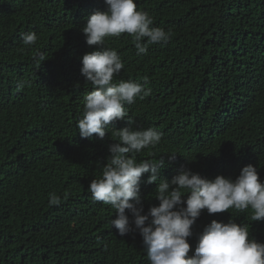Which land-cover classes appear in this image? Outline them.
<instances>
[{"label": "trees", "instance_id": "trees-1", "mask_svg": "<svg viewBox=\"0 0 264 264\" xmlns=\"http://www.w3.org/2000/svg\"><path fill=\"white\" fill-rule=\"evenodd\" d=\"M135 3L171 38L141 56L127 33L105 38L124 63L114 81L147 78L150 92L125 105L128 117L100 140L81 138L77 121L92 90L81 57L95 49L81 29L106 11L104 0H0V264H149L138 230L120 236L111 226L115 210L87 190L100 178L114 130L161 132L137 161L162 159V178L188 169L234 180L251 164L264 181V0ZM29 32L38 36L34 46L23 44ZM147 175L142 214L159 203ZM52 193L59 205H49ZM250 215L202 210L188 255L212 220L249 225V238L264 243V221Z\"/></svg>", "mask_w": 264, "mask_h": 264}, {"label": "clouds", "instance_id": "clouds-1", "mask_svg": "<svg viewBox=\"0 0 264 264\" xmlns=\"http://www.w3.org/2000/svg\"><path fill=\"white\" fill-rule=\"evenodd\" d=\"M104 3L106 11L91 14L81 29L86 44L95 46L81 57L80 68L85 82L92 86L83 98L82 118L77 121L79 135L87 139L95 134L103 140L112 122L128 117L125 105L134 104L150 92L145 89L147 78L143 83L114 81L124 63L115 49L105 47V38L127 33L137 56L146 55L150 45L167 43L171 38L164 29L151 27L152 16L137 10L135 0ZM37 39L35 32L22 35L25 46H34ZM34 59L44 61L43 54L38 53ZM114 136L116 140L108 147L100 178L93 179L87 190L93 201L115 210L111 226L120 236L138 230L149 264H264V243L249 238V225L237 224L232 218L227 223L212 220L204 227L192 255H188V238L202 210L211 215L229 209L239 213L250 209L251 221H264V181L259 179L257 167L244 166L234 180L222 175L208 179L188 169H181L168 180L160 175L165 167L162 159L137 161L142 150L160 143L161 132L152 127H124L114 130ZM144 174H148L147 183L156 184L154 197L159 201L147 214H142L139 190ZM48 202L59 205L61 197L52 193ZM126 210L133 218L131 222Z\"/></svg>", "mask_w": 264, "mask_h": 264}]
</instances>
